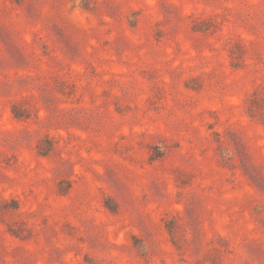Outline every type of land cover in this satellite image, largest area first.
Wrapping results in <instances>:
<instances>
[{
	"label": "rangeland",
	"instance_id": "1",
	"mask_svg": "<svg viewBox=\"0 0 264 264\" xmlns=\"http://www.w3.org/2000/svg\"><path fill=\"white\" fill-rule=\"evenodd\" d=\"M0 264H264V0H0Z\"/></svg>",
	"mask_w": 264,
	"mask_h": 264
}]
</instances>
